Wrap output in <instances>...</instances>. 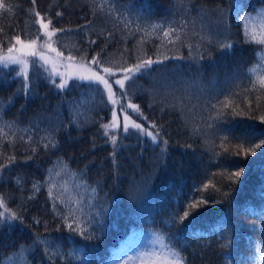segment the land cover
<instances>
[{"label": "trees", "instance_id": "obj_1", "mask_svg": "<svg viewBox=\"0 0 264 264\" xmlns=\"http://www.w3.org/2000/svg\"><path fill=\"white\" fill-rule=\"evenodd\" d=\"M5 4L12 11L0 10V54L15 43L14 36L34 39L41 33L35 22L38 11L45 22L65 30L56 33L53 46L78 63H91L99 53V67L118 71L147 57L168 59L137 73L135 82L125 81L123 96L139 107L142 127L158 131L160 139L153 143L138 130L114 134L109 128L117 138L115 145L102 127L112 114L101 86L71 80L63 91L55 90L44 72L32 67L26 96L23 78L16 75L19 69L0 66V163L15 157L0 170V194L7 208L21 217L0 223V264H112L141 239H146L148 251L158 242L163 256L174 259L171 253H179L182 264H258V249H264L261 232H253L258 253L241 262L207 245L204 219L215 215L225 219L222 224L238 225L243 220L236 214L240 206L264 213V149L247 156L236 149L264 140L259 119L264 101L258 109L255 93L247 94L251 105L245 99L251 80L264 74V56L257 55L264 46L245 43L248 19H242L247 13L262 24L264 0ZM218 7L226 10L223 20ZM153 24L182 27L181 39L173 45L163 31L147 35ZM226 41L231 48L220 47ZM253 67L256 74L249 72ZM229 93L237 94L232 99L243 114H232L229 108L222 118L209 119L215 117L210 105ZM223 136L228 137L224 148ZM240 167L241 176L230 177ZM201 199L205 203L181 220L188 204ZM68 224L76 225V231ZM37 236L47 243L34 244Z\"/></svg>", "mask_w": 264, "mask_h": 264}, {"label": "snow or ice", "instance_id": "obj_2", "mask_svg": "<svg viewBox=\"0 0 264 264\" xmlns=\"http://www.w3.org/2000/svg\"><path fill=\"white\" fill-rule=\"evenodd\" d=\"M33 5L35 4V0H32ZM98 9L100 11H103V5H98L97 6ZM0 10H6L11 12L12 11V7L9 5L5 4V0H0ZM219 15L221 20H223L224 17V13H225V9L223 8H217L216 10ZM260 11H264V10H260ZM57 16H60L61 13H57ZM248 15L249 14H245V16L242 18L245 21L248 19ZM35 17L36 20L35 22L39 24V28L43 34L44 37H47V42L46 44H41L38 45V40L40 39L39 36H37L35 39H29V38H25L22 39L21 36L18 34L16 36H14L12 39L15 41L14 44H11L10 42V46L7 48V55L4 54H0V65H2L3 67L7 68L9 67V65H20V69L18 72H16L17 77H22L23 81H22V85H21V89L24 91L25 95L27 96L30 92V87H31V80L29 77V61L26 59V57L28 56H38L40 60L44 61L45 64L48 63V58L43 55L41 52L38 51V47H47L51 52H55L57 56H61L62 53L57 51L56 48L52 47V43L53 41V37L56 35L57 32H61V31H65L64 29H57L55 27L52 26V21L48 20L47 22H45V19L43 17H41L40 13L37 11L35 12ZM124 28L126 30L130 31V27L129 24L127 22H124ZM138 31H140L141 29H137ZM157 30L163 31V37L167 40L168 43H171L173 45L176 44L177 41H179L181 39V34L183 31V28H173V27H169L168 29H163L161 25L158 24H153L151 25L150 30L147 31V35H151L152 32H155ZM3 30L0 29V32H2ZM111 35V33L109 34ZM244 37H245V43H256V44H261L264 45V30H261V32L259 34L255 33V32H250L249 29L247 28V26L245 27L244 30ZM91 43H95V41H91ZM19 45V47L17 48L16 46ZM221 48H231L232 47V43L230 41H226V42H222L220 44ZM2 48H0V53H2ZM14 53H19V55H16ZM190 55H192V53L190 52ZM258 56H264V51L257 53ZM99 56V53L97 54L96 57L92 58L91 63L97 65L98 67L101 66V61L97 58ZM176 58V57H174ZM69 60H74L75 57L69 56L68 57ZM168 59L167 55L163 56V60ZM163 60L161 59H152L151 57H147V58H143L140 59L138 63H136L135 65H132L131 67H126V68H122L120 69L121 71H123L125 73V75L120 78V79H116L115 80V84L119 85V89L121 90V95L124 97H127V92H126V85H125V81H131L134 79L135 75L137 73H140L142 70L144 69H149L151 68V66L153 64H160L163 62ZM33 64L35 63L34 61L32 62ZM13 71H15V69H13ZM45 71H47V69H45ZM103 72L107 74V76H114L115 73L113 72L112 68L110 67H105L103 68ZM250 73L256 74L257 73V67H253L249 69ZM81 80H88V81H96L100 84H103L107 93H108V98L110 101H112V97L115 95V93L113 92V85L111 83H109L108 79L105 78V76L99 75L96 71H92L90 76H85V75H81L79 77ZM53 86L61 91H63L64 89H66L68 87V81L64 78L63 74H60V81L59 83L53 81ZM21 89H18V91H20ZM250 93H255L256 94V99H257V108H260V104L261 101H264V74L261 75H256V78L251 80L250 82V86L248 88L245 89V99L247 100V94ZM237 95L236 93H229L228 96H226L224 98V100L220 101L217 100L216 103H212L210 105V111H214L215 112V117H209V119H220L223 116H225L227 114L226 110L231 108L232 110V114H243L242 112L238 111V105H236L232 99L233 96ZM113 103H116V101H112ZM247 102L249 103V105H251V101L247 100ZM2 101H0V105H2ZM9 103H11V98L9 100ZM128 108H131L134 112L139 113L140 115H142V113H140V109L136 104L133 103H129L127 105ZM249 111H251V107H249L248 109ZM120 112L121 113H125L124 114V123H123V130L125 132L128 131L129 128V120H130V116L128 114H126V110L124 108V105L121 103L120 104ZM112 121L110 124H103L102 127L105 129V135L109 136L111 142L113 143V145L116 144V136L115 135H111V133H109L107 130L109 128H114L117 126V112L115 109L112 110ZM259 119L261 120V122H264V114H262ZM131 126L135 129H137L142 135L150 137L153 143H157L158 140L160 139V133L157 132H153V131H149L146 128L142 127V124L140 123H135L134 121L132 122ZM151 127L153 129H155L157 126L155 125V123H153L151 125ZM208 128H212L213 125L211 123L207 124ZM0 132H2V130H0ZM228 141V137L227 136H223L221 137V147L224 148L225 147V143ZM163 144L167 145V141L164 140L162 141ZM236 149H237V154H240V152H243L246 156L247 155H251L256 153L257 150H261L264 149V140H261L259 143H256L254 145H252L249 148H244L243 144H238L236 145ZM165 149H162V151H164ZM228 149L225 148V151H227ZM33 151H35V149H33ZM261 154H264V151H262ZM29 159H31V157H29ZM15 162V157L14 156H8L7 160L5 163H0V170L8 167L9 164H12ZM244 172V168L240 167L238 171L232 172L230 174V177H236L239 178L241 176V174ZM17 183H19V180H17ZM34 188H36V185H33ZM209 185L205 184L204 188H208ZM38 190V189H37ZM262 194H264V190H262ZM51 192H50V196H51ZM29 199H32V197H29ZM205 203L204 200H200V201H195V202H191L188 204V209L186 210L183 214V216L180 217L181 220H184L185 218H187L190 214H191V210L196 209L197 207H199L201 204ZM55 207V205H54ZM0 208H3L4 211L0 212V223H3L5 220L8 221H12V220H17V219H21V217L18 216V214L13 211V210H9L7 208V204H6V199L5 197L0 194ZM71 215H73L74 217V213H70ZM65 220H67V217H63ZM76 225L74 224H68V228L70 231H76ZM81 234L84 232V229H80ZM47 242L45 240H42L39 236H37L36 240L34 241V244H46ZM225 245H222V247H224ZM260 255H261V259L262 262H264V249H258ZM45 254L48 255V250L47 248L45 249ZM20 256H23V246H21V251L19 252ZM54 255L49 256V259H53ZM171 255L174 257V259H168L167 257H165V264H182L183 262V257H181L179 255V253H171ZM10 259V257H9ZM61 259H63V257L61 256ZM30 264V262H29ZM227 264V262H226Z\"/></svg>", "mask_w": 264, "mask_h": 264}, {"label": "rangeland", "instance_id": "obj_3", "mask_svg": "<svg viewBox=\"0 0 264 264\" xmlns=\"http://www.w3.org/2000/svg\"><path fill=\"white\" fill-rule=\"evenodd\" d=\"M264 10V9H263ZM262 15H264V11H261ZM264 22V19L262 23ZM247 28L249 29L250 32H255L259 34L261 32V29L264 30V26L261 25V28L259 27V24L261 23H256V20L252 19L251 17H248L247 20ZM258 28H260L258 30ZM40 39L38 40V45L41 44H46L47 42V37H44L42 32L39 33L38 35ZM35 39V38H34ZM55 42V40H53ZM264 46V45H262ZM17 48L19 45L16 46ZM52 47L53 43H52ZM55 48V47H54ZM38 51L41 52L43 55H45L48 58V63L45 64L44 61L40 60L38 56H28L26 59L30 62L29 63V69L32 67H35L37 71H42L44 73L43 76L47 78V81L53 85V81L59 83L60 81V74H63L64 78L70 82L71 80L76 81V82H95L99 84L103 90L105 91V94L108 98V93L104 87L103 84H100L96 81H88V80H81L79 77L81 75L85 76H90L92 71H96L99 75L105 76L106 79H108L109 83L113 85V92L115 95L112 97V101H116V103H113L112 101L109 100V107H110V113L112 114V110L115 109L117 112V126L112 128L111 130L114 132V134L123 131V123H124V114L120 112V104L122 103L124 105V108L126 110V114L130 116L129 120V128L128 130H136L131 126L132 122L134 121L135 123H140L137 118L139 119V114L134 112L131 108H128L127 105L129 104L128 101L120 94L121 90L119 89V85L115 84L116 79L122 78L125 73L121 70L113 72L115 73L114 76H107L106 73L103 72L102 67H98L97 65L93 63H88V64H83V63H78L77 61L69 60L67 57L61 55L57 56L55 52H51L47 47H38ZM4 53V55H7ZM16 55H19V53H14ZM35 62L34 64L32 62ZM32 65V66H31ZM2 66V65H0ZM13 67H16L17 69H20V65H14ZM47 69V71H45ZM17 70L16 72H18ZM74 82V83H76ZM131 82H135V80H131ZM55 90H59L55 88ZM112 118L109 121V124L112 121ZM108 124V122L106 123ZM141 124V123H140ZM146 240V239H145ZM145 240H140L139 242H142L144 244H147ZM158 242H156L153 246L155 249H152L148 251V249L141 250L139 247L134 246L132 251H128L124 253L118 261H116L115 264H165V257L162 254H160L158 248ZM161 247V244H160ZM168 259H172L171 257H167Z\"/></svg>", "mask_w": 264, "mask_h": 264}, {"label": "bare ground", "instance_id": "obj_4", "mask_svg": "<svg viewBox=\"0 0 264 264\" xmlns=\"http://www.w3.org/2000/svg\"><path fill=\"white\" fill-rule=\"evenodd\" d=\"M236 214L243 216V220L238 225L222 224L224 218L217 219L215 215H207L204 219L205 240L208 246L216 245L215 252L226 250L228 254L242 262L248 255L256 252L254 244L257 239L253 235L254 229L256 228V231L264 235V213L261 210L248 211L240 206ZM222 245L225 246L222 247ZM256 261L258 264H264L262 259ZM213 263L216 264L215 260ZM208 264H211V261H208Z\"/></svg>", "mask_w": 264, "mask_h": 264}]
</instances>
